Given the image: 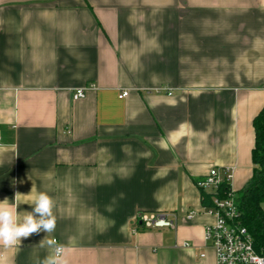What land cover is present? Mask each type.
<instances>
[{"label":"crops","instance_id":"crops-1","mask_svg":"<svg viewBox=\"0 0 264 264\" xmlns=\"http://www.w3.org/2000/svg\"><path fill=\"white\" fill-rule=\"evenodd\" d=\"M262 108L264 0H0V202L22 218L47 191L57 218L0 264H40L50 238L68 264H215L195 181L244 187Z\"/></svg>","mask_w":264,"mask_h":264},{"label":"built area","instance_id":"built-area-1","mask_svg":"<svg viewBox=\"0 0 264 264\" xmlns=\"http://www.w3.org/2000/svg\"><path fill=\"white\" fill-rule=\"evenodd\" d=\"M83 88L73 91L72 99L79 100L85 97ZM166 91L165 89H161ZM128 91H121L118 99H124ZM167 95H170L168 92ZM231 170L221 175L212 168L208 174L198 180V189L212 193V204L205 208V212L213 215L215 221L204 229V241L215 255V264H264V253L258 254L253 248L252 238L239 222V214L230 188ZM222 183L228 184V191L223 197L218 196V188ZM195 212L187 213L190 219ZM137 220L145 230L175 228L176 219L173 215L164 213H139ZM203 257V255H201Z\"/></svg>","mask_w":264,"mask_h":264},{"label":"clouds","instance_id":"clouds-1","mask_svg":"<svg viewBox=\"0 0 264 264\" xmlns=\"http://www.w3.org/2000/svg\"><path fill=\"white\" fill-rule=\"evenodd\" d=\"M21 196L22 194L17 192L14 201H18ZM32 205L33 210L21 218L16 203L9 204L8 199L0 202V245L5 248L19 246L21 238H28L40 232L49 234L55 231L57 223L54 214L55 199L47 191H39L35 194ZM40 244L50 250L40 264H68L65 245L55 238L43 239Z\"/></svg>","mask_w":264,"mask_h":264},{"label":"trees","instance_id":"trees-1","mask_svg":"<svg viewBox=\"0 0 264 264\" xmlns=\"http://www.w3.org/2000/svg\"><path fill=\"white\" fill-rule=\"evenodd\" d=\"M252 127L254 133L251 150L252 175L241 190L233 193V197L240 224L251 236L256 253L262 254L264 253V108L253 118ZM228 189V184L222 183L217 195L223 197ZM199 190L202 204L210 207L213 194Z\"/></svg>","mask_w":264,"mask_h":264},{"label":"rangeland","instance_id":"rangeland-1","mask_svg":"<svg viewBox=\"0 0 264 264\" xmlns=\"http://www.w3.org/2000/svg\"><path fill=\"white\" fill-rule=\"evenodd\" d=\"M152 230H154V229H151V230H149V231H152Z\"/></svg>","mask_w":264,"mask_h":264}]
</instances>
